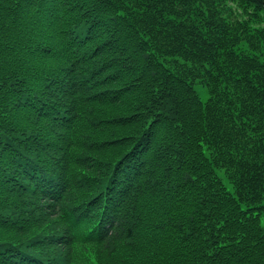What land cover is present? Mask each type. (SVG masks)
Returning <instances> with one entry per match:
<instances>
[{
	"label": "trees",
	"instance_id": "obj_1",
	"mask_svg": "<svg viewBox=\"0 0 264 264\" xmlns=\"http://www.w3.org/2000/svg\"><path fill=\"white\" fill-rule=\"evenodd\" d=\"M263 217L264 0H0V264H264Z\"/></svg>",
	"mask_w": 264,
	"mask_h": 264
},
{
	"label": "rangeland",
	"instance_id": "obj_2",
	"mask_svg": "<svg viewBox=\"0 0 264 264\" xmlns=\"http://www.w3.org/2000/svg\"><path fill=\"white\" fill-rule=\"evenodd\" d=\"M106 114H114L113 111H105ZM86 130V129H85ZM262 224L264 226V217L262 218ZM75 254L78 256L77 264H86L93 256L95 257L96 250L91 247H82L81 244L74 245Z\"/></svg>",
	"mask_w": 264,
	"mask_h": 264
}]
</instances>
